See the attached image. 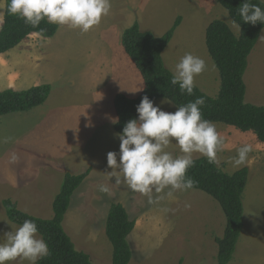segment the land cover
I'll return each instance as SVG.
<instances>
[{
    "label": "rangeland",
    "instance_id": "1",
    "mask_svg": "<svg viewBox=\"0 0 264 264\" xmlns=\"http://www.w3.org/2000/svg\"><path fill=\"white\" fill-rule=\"evenodd\" d=\"M189 1L111 0L109 15L87 32L57 25L53 36L32 33L0 55V90L14 87L13 81L6 79L12 75L17 79V90L51 86L43 104L0 116V242L5 233L20 226L7 218L4 199L30 215L51 218L52 201L64 175L89 169L72 194L62 225L75 247L88 253L94 264H111L105 217L112 202H120L135 220L127 237L129 264H177L179 260L181 264H216L215 238L222 236L225 218L212 197L195 189L169 196L165 189L153 193L158 199L150 204L146 196L124 183L117 185L105 174L111 171L108 152H116L119 163L120 141L111 122L116 117L114 96L122 93L133 98L143 88L138 69L121 45L123 30L133 22L160 36L177 16L184 17L169 41H174L172 52L170 46L164 49V60L173 71L186 53L201 57L206 69L195 77V86L209 96L218 92V72L205 47V28L219 19L235 35L239 30L215 0H191L192 6L187 8ZM4 8L5 0H0V22ZM32 77L36 84L27 81ZM243 80L245 101L264 105V28L248 55ZM166 100L158 99L154 106L174 113L176 107ZM212 123L224 140L216 165L226 173L241 167L248 172L242 192L243 226L228 264H264V143L250 131ZM244 144H250L252 150L246 162L237 165V149ZM166 150L181 155L175 142ZM13 153L18 157L15 163L10 162ZM200 156L193 154L194 159ZM99 185L107 186L109 193L100 192ZM10 264L29 262L18 258Z\"/></svg>",
    "mask_w": 264,
    "mask_h": 264
},
{
    "label": "trees",
    "instance_id": "2",
    "mask_svg": "<svg viewBox=\"0 0 264 264\" xmlns=\"http://www.w3.org/2000/svg\"><path fill=\"white\" fill-rule=\"evenodd\" d=\"M222 6L233 22L241 24L238 35L222 20L214 19L205 28V47L218 72L219 88L215 96H209L197 86L193 95L181 93L179 85L170 83L172 71L165 65L162 52L171 40L181 22L177 16L168 30L156 36L152 30H142L137 22L125 28L121 34V45L126 55L138 69L143 80V88L133 98L116 93L113 106L119 122L114 124L117 133L122 132L129 119L137 117L136 106L143 96L153 102L167 99L176 107L203 97L205 104L201 111L204 119L232 126L242 132H252L259 142L264 143V105H254L245 101L243 75L247 67L248 55L254 47L264 24L251 25L241 21L238 8L244 0H215ZM257 4L259 0H250ZM9 0H5L2 24L0 25V55L13 49L29 34L51 37L57 30L56 24L46 20L33 28L22 19L7 11ZM264 8V4H260ZM43 29V31H41ZM49 84L32 86L24 90L5 88L0 90V116L24 112L43 104L50 92ZM194 166L187 175L197 183L193 189L212 197L220 206L225 224L221 237H216V264H228L232 259L243 226L242 192L247 180V168L241 167L232 173L224 172L216 163H209L200 156L194 159ZM89 174V169L79 174L66 173L58 193L52 201V217L40 218L17 208L15 202L4 199L2 205L7 218L21 225L25 220L36 223L38 234L48 245L50 255L36 264H94L89 254L77 249L63 228L64 215L69 208L73 192ZM135 225L120 202H112L105 217V235L112 246L111 264H129L131 251L128 235ZM177 264H181V260Z\"/></svg>",
    "mask_w": 264,
    "mask_h": 264
},
{
    "label": "clouds",
    "instance_id": "3",
    "mask_svg": "<svg viewBox=\"0 0 264 264\" xmlns=\"http://www.w3.org/2000/svg\"><path fill=\"white\" fill-rule=\"evenodd\" d=\"M260 4H264V0H259L257 4L244 0L238 8L241 21L251 25L258 22L264 24V8ZM110 10L111 0H9L7 6L10 15L33 28L46 20L49 24L70 26L82 32L99 25ZM232 23L241 30L240 23L235 20ZM205 69L204 59L186 53L175 65L170 83L174 86L178 84L182 94L191 96L195 77ZM204 104V98L197 97L177 107L174 113H169L154 106L148 96H143L136 106L137 117L129 119L122 132L116 134L120 141L119 163L117 153L108 152L107 166L111 171L105 174L109 179L114 178L117 185L124 183L143 194L150 204L158 199L153 193H162L167 189L166 195L171 196L175 191L193 189L197 182L187 175V170L195 163L193 154L199 153L209 163H218L217 153L224 143L215 124L203 118L201 108ZM111 122L118 123L119 118L113 117ZM173 142L178 144L181 155L174 156L166 150ZM251 150L250 144L238 148L236 164H244ZM17 159L13 153L10 162L15 163ZM98 190L102 193L110 191L105 185H99ZM3 237L0 264H10L18 258L36 264L50 255L47 243L39 236L37 225L32 220L23 221L15 231L5 233Z\"/></svg>",
    "mask_w": 264,
    "mask_h": 264
},
{
    "label": "crops",
    "instance_id": "4",
    "mask_svg": "<svg viewBox=\"0 0 264 264\" xmlns=\"http://www.w3.org/2000/svg\"><path fill=\"white\" fill-rule=\"evenodd\" d=\"M189 3L190 4H188V3H185V6L187 7L188 5H190V6H192L191 5V0L189 1ZM188 8V7H187ZM187 10V9H186ZM193 13H195L197 16H199V19H200V12H199V14L197 13V11L195 10V11H193ZM189 14H190V12H189ZM186 17H188V16H186ZM188 18H190V17H188ZM197 18V17H196ZM184 17L182 18V20H181V22H180V24L182 23L183 24V22H184ZM189 22V21H188ZM195 22L196 21H194L193 23H192V25H194L195 24ZM195 31V30H194ZM32 34V33H31ZM30 35V34H29ZM174 41L172 40L169 44H168V46L165 48V50L173 43ZM173 48L174 47H171L170 46V50H171V52H172V50H173ZM165 50L162 52V57H163V60H164V55L166 54L165 53ZM10 51V50H9ZM174 51H175V49H174ZM173 51V52H174ZM8 52V51H7ZM7 52H5V53H7ZM5 53H3V54H5ZM2 55V54H1ZM164 63H165V65L170 69V67L167 65V63L165 62V60H164ZM11 72H13V71H11ZM21 76V75H20ZM8 81H13L12 82V84L14 85V87L12 88V89H14V90H17V89H19L18 87H17V79H15V77H13V75L12 76H10V78H9V76L6 78ZM18 79H19V77H18ZM36 78L35 77H32V78H29L27 81H31V80H34L35 82H34V84H36V80H35ZM16 85V86H15ZM137 86V85H136ZM23 89V88H22ZM21 89V90H22ZM140 93V92H139ZM80 117H78L77 119H79Z\"/></svg>",
    "mask_w": 264,
    "mask_h": 264
}]
</instances>
